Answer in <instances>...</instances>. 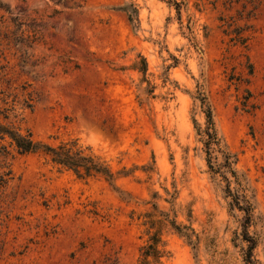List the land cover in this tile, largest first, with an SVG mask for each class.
Instances as JSON below:
<instances>
[{
  "label": "rangeland",
  "instance_id": "374dc122",
  "mask_svg": "<svg viewBox=\"0 0 264 264\" xmlns=\"http://www.w3.org/2000/svg\"><path fill=\"white\" fill-rule=\"evenodd\" d=\"M177 1L180 13L168 0H0L2 121L78 138L130 193L0 140V264H137L149 219L159 264H245L243 213L207 160L206 104L255 204L264 264V0ZM127 3L135 23L116 8Z\"/></svg>",
  "mask_w": 264,
  "mask_h": 264
},
{
  "label": "trees",
  "instance_id": "16d2710c",
  "mask_svg": "<svg viewBox=\"0 0 264 264\" xmlns=\"http://www.w3.org/2000/svg\"><path fill=\"white\" fill-rule=\"evenodd\" d=\"M171 5H174L180 13V3L177 0H168ZM127 14L131 23L138 20V10L133 3H127L116 7ZM143 66L141 71L146 72L147 62L144 57ZM202 102L205 104L204 99ZM206 128L204 129V142L206 152L208 154L207 160L214 173H219L226 181L227 195L231 198L229 202L230 209H238L243 213L241 221L240 238L245 245L242 247L243 258L245 264H258L257 259L254 257V250L256 249L259 239L252 232L250 227L256 223L257 216L255 215V204L251 200L239 179L237 169L234 167L236 163L235 155L222 147L221 139L215 129L212 110L209 104H206ZM0 115L5 119L8 114L5 110L0 109ZM8 139L12 143L17 152L20 154L42 153L47 159L54 164L58 169H66L72 171L77 177L88 179L90 177L104 178L113 189L119 194L122 199L127 200L130 193L121 189L117 184V176L113 169L99 157L87 152V147H83L79 143L78 138H69L60 140L54 144L45 140L35 139L30 131L23 133L19 128L13 126L9 122H4L0 118V140ZM217 146L218 150L222 153V161L218 165L212 162V150ZM2 147L6 145L2 144ZM125 175V171H122ZM233 178V179H232ZM232 180L237 183V187L233 188ZM163 223L170 225V227L178 234L184 236L190 244L195 246L192 238L194 229L190 225L182 224L175 218H169L168 214H164L162 219ZM148 223V238L147 241L141 246L140 256L137 264H159L164 256L167 255L164 242L162 239V232L160 228H155V222L152 219L146 220Z\"/></svg>",
  "mask_w": 264,
  "mask_h": 264
}]
</instances>
